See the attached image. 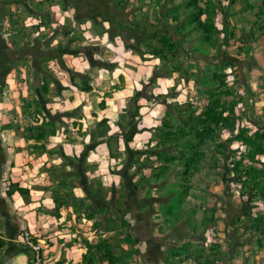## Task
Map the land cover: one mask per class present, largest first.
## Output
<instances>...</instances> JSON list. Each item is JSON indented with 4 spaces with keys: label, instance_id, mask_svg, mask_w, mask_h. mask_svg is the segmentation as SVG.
I'll return each instance as SVG.
<instances>
[{
    "label": "rangeland",
    "instance_id": "rangeland-1",
    "mask_svg": "<svg viewBox=\"0 0 264 264\" xmlns=\"http://www.w3.org/2000/svg\"><path fill=\"white\" fill-rule=\"evenodd\" d=\"M55 1L10 0L0 15V63L29 65L0 93L33 110L24 136L50 153L58 193L85 180L88 221L69 242L84 264H264V0L103 6L127 8L111 31L136 59L115 36L84 35L103 24L73 21L68 37ZM83 79L91 92L71 88ZM106 129L107 160L94 153Z\"/></svg>",
    "mask_w": 264,
    "mask_h": 264
},
{
    "label": "crops",
    "instance_id": "crops-1",
    "mask_svg": "<svg viewBox=\"0 0 264 264\" xmlns=\"http://www.w3.org/2000/svg\"><path fill=\"white\" fill-rule=\"evenodd\" d=\"M9 4L10 0H0V15ZM123 5H126V2L122 0H56L51 7L54 10L51 16V20L54 19L52 25H58L60 31H66L76 20L80 24H83L80 20L94 23V26L103 24L107 26L105 30L96 32L90 29L86 30L84 35L92 39L115 36L116 51L136 59L137 56L126 49L128 41L121 39L119 30L111 31L112 27L120 28V17L124 14L128 15V11L124 12L127 8L124 7L123 11L115 15L105 14L103 9V6L113 9L116 6L121 10ZM36 22L40 23V21ZM65 34L68 37L71 35L69 31ZM0 53L4 54L3 51ZM31 66L36 69L39 65L34 62ZM28 67L29 65L24 63H16L12 66L5 62L0 63V85L8 86L9 83L16 82L17 79L11 78L13 74H10V70L24 71L26 68L29 69ZM125 68L129 69L128 66ZM83 81L88 82L93 88V84L88 79ZM71 88L81 94L89 93L82 92L79 83L71 84ZM3 94L0 93V264H30L32 253L20 241V235L25 230L31 231L37 240L44 243V264H84L86 254L84 247L75 240L74 244L69 242L74 237L73 226H80L81 220L88 221L81 219L80 213H77L81 207L83 208V203L87 199L85 180L81 176L80 186L73 188L70 195L58 193L54 180L51 179V172L48 170L50 153L43 148L40 150V143L35 139H26L24 136L26 122L21 119H28L33 110L27 114L24 108L21 109L24 100L18 98L17 105L14 106L13 98L17 95ZM26 96L32 101L42 98L39 94H27L23 95V99ZM50 112L56 111L50 109ZM102 120L97 122L96 133L101 129L98 124ZM106 131H108L107 136L100 137L97 134L100 139L105 140L104 150H99L100 153L96 150L97 152L94 153L102 154L104 159H111L109 139L112 133L109 129ZM53 146L54 144H48L47 149ZM58 203L61 204L59 208ZM138 210L137 207H133L130 213L134 215Z\"/></svg>",
    "mask_w": 264,
    "mask_h": 264
},
{
    "label": "built area",
    "instance_id": "built-area-1",
    "mask_svg": "<svg viewBox=\"0 0 264 264\" xmlns=\"http://www.w3.org/2000/svg\"><path fill=\"white\" fill-rule=\"evenodd\" d=\"M21 244H23L31 253L30 264H44L42 241L37 240L32 232L23 231L20 235Z\"/></svg>",
    "mask_w": 264,
    "mask_h": 264
},
{
    "label": "trees",
    "instance_id": "trees-1",
    "mask_svg": "<svg viewBox=\"0 0 264 264\" xmlns=\"http://www.w3.org/2000/svg\"><path fill=\"white\" fill-rule=\"evenodd\" d=\"M79 88L82 92H91L92 91V86L86 82V81H81L79 83ZM108 124V119H103L99 124L98 127H103L106 126ZM108 135V131H105V133H100L99 136L100 137H104ZM264 136V135H263ZM20 192H23L22 190H20ZM58 208L61 206V204L58 203Z\"/></svg>",
    "mask_w": 264,
    "mask_h": 264
}]
</instances>
